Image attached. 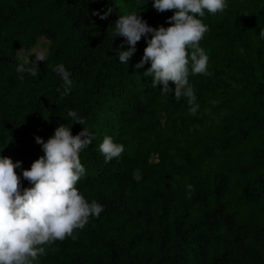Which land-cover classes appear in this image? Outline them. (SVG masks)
I'll return each mask as SVG.
<instances>
[{"label": "trees", "instance_id": "1", "mask_svg": "<svg viewBox=\"0 0 264 264\" xmlns=\"http://www.w3.org/2000/svg\"><path fill=\"white\" fill-rule=\"evenodd\" d=\"M152 4L0 0V157L21 162L16 171L30 188L22 171L44 155L35 138L47 142L60 125L73 136L85 127L92 143L79 154L85 175L76 187L104 208L75 240L45 245L35 264H264V0L205 10L200 46L209 74L188 77L195 115L186 97L175 99L174 84L172 93L152 88L150 62L136 68L151 34L128 64L119 62L117 51L129 48L114 36L120 15L171 26L174 11ZM109 8L107 19L93 15ZM42 39L47 55L33 62L37 75L18 73L28 61L22 53ZM59 64L72 80L67 95ZM105 136L124 147L107 163L99 151Z\"/></svg>", "mask_w": 264, "mask_h": 264}, {"label": "clouds", "instance_id": "2", "mask_svg": "<svg viewBox=\"0 0 264 264\" xmlns=\"http://www.w3.org/2000/svg\"><path fill=\"white\" fill-rule=\"evenodd\" d=\"M152 7L159 13L174 11L167 23L171 26L158 29L150 27L139 14L120 15L115 22L114 36L123 37L129 46L127 51L118 50L119 62L128 64L142 37L148 39L143 57L136 68L151 64L145 72L152 78V88L162 85L161 92L172 93L170 83L175 85L174 97L179 101L186 97L190 113L195 115L199 105L195 103L194 89L189 84V75L209 74L208 56L200 46V41L209 31L202 19L205 10L210 14L224 13L227 0H153ZM112 13L109 8L101 20ZM199 17V18H198ZM264 37V31L260 33ZM121 44L119 49H123ZM37 61L45 60L42 52L35 53ZM30 63V67L25 64ZM18 73L35 77L39 71L36 63L22 62L17 66ZM54 71L64 81L67 95L72 87L70 73L63 64ZM21 75L20 79H23ZM68 116L76 124L85 125V120L75 111ZM35 142L42 146L43 156L35 160L30 169L22 171V177L32 187L23 188L17 169L21 162L0 157V264H35L40 256L46 254L45 245L67 238L75 240L76 231L82 230L90 218H99L104 208L93 200L89 203L76 187L85 175L79 154L92 143V136L84 127L73 136L71 128L60 125L54 135L45 142L36 137ZM105 162L119 158L124 152L121 144L105 136L99 145ZM189 193L192 186H188Z\"/></svg>", "mask_w": 264, "mask_h": 264}, {"label": "rangeland", "instance_id": "3", "mask_svg": "<svg viewBox=\"0 0 264 264\" xmlns=\"http://www.w3.org/2000/svg\"><path fill=\"white\" fill-rule=\"evenodd\" d=\"M47 46H48L47 41L45 39H42L40 45L36 49H34L32 51H28V52L22 53V56L25 59L30 60L32 62H38L36 60L35 53L42 52L45 55V57H46V55H47Z\"/></svg>", "mask_w": 264, "mask_h": 264}]
</instances>
